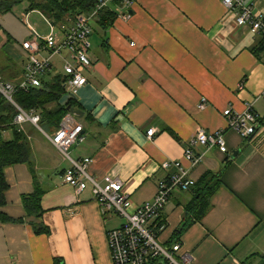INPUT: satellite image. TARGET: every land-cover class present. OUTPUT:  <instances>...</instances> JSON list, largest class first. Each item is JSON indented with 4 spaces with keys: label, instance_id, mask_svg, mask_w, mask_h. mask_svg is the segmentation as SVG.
Returning <instances> with one entry per match:
<instances>
[{
    "label": "crops",
    "instance_id": "0c3cea01",
    "mask_svg": "<svg viewBox=\"0 0 264 264\" xmlns=\"http://www.w3.org/2000/svg\"><path fill=\"white\" fill-rule=\"evenodd\" d=\"M255 8L264 12V0H255ZM116 10L109 28L93 23L87 53L91 65L83 71L86 84L73 91L75 106L68 110L83 126L85 141L69 149L70 157L90 158L89 173L98 179H121L134 206L152 200L157 181L166 177L161 168L165 161H180L195 184L226 165L209 208L179 237L182 252L190 255L189 264H264L260 41L235 25L221 0H136L128 20L119 14L120 6ZM22 18L21 24L12 13L0 15V50L21 59V76L27 59L21 43L30 39L29 28L34 31L27 16ZM61 55L70 58L67 51ZM37 56L48 53L42 50ZM61 70H49L45 78L64 75ZM70 99L65 94L59 103ZM201 99L203 109L198 108ZM248 105L262 129L245 142L228 128L222 112L228 107L243 112ZM149 129L156 130L152 139L146 137ZM199 130H222L229 155L198 146L194 155L203 157L192 166L183 154ZM23 133L44 191L42 215L27 216L22 204L34 189L31 169L23 164L5 167L0 264H112L107 232L120 221L101 214L89 189L77 193L64 183L62 175L70 164L41 133L29 125ZM235 151L239 153L231 159ZM193 197L192 189L176 192L163 207L162 243L176 241L175 232ZM31 223L47 227L49 233L35 234Z\"/></svg>",
    "mask_w": 264,
    "mask_h": 264
},
{
    "label": "built area",
    "instance_id": "2783aa9c",
    "mask_svg": "<svg viewBox=\"0 0 264 264\" xmlns=\"http://www.w3.org/2000/svg\"><path fill=\"white\" fill-rule=\"evenodd\" d=\"M118 1L122 9L120 15L129 19L127 10L132 7L134 0ZM221 3L238 28H246L264 44V12L256 11L255 0H221ZM106 4L107 1H101L91 13L76 16L62 33H56L51 26L50 33L40 37L30 29V39L21 43V49L27 55L22 77L15 83L0 77V95L15 109L13 125L19 132L24 130L25 125L36 126L63 159L70 163L63 175L64 183L73 187L77 193L89 189L101 214L113 215L120 221L118 226L107 232V246L112 264H189L190 255L182 252L179 240L167 245L159 239L165 229L163 207L176 192L189 191L195 185L188 169L180 161L169 160L162 163L161 168L167 174L164 179L157 181L154 197L140 206H134L121 179L108 175L98 179L89 173L92 163L90 158L73 160L70 157L69 149L85 141L83 126L75 115L67 113L58 127L48 134L37 128L40 117L36 111H26L15 102L17 92H27L42 86V77L50 70L52 57L61 55L64 51L70 56L69 60L62 58L65 92H73L86 84L83 71L90 66L87 53L92 21ZM42 50L48 53L47 57L37 56ZM201 100L199 109L205 107L204 99ZM222 115L228 128L235 131L245 142L250 141L262 129L258 116L250 105L243 112L228 107ZM155 133V129H149L146 137L152 139ZM198 146L206 149L217 148L222 154L229 155L222 130H199L190 138L183 157L192 166L197 165L203 157L194 155Z\"/></svg>",
    "mask_w": 264,
    "mask_h": 264
},
{
    "label": "trees",
    "instance_id": "16d2710c",
    "mask_svg": "<svg viewBox=\"0 0 264 264\" xmlns=\"http://www.w3.org/2000/svg\"><path fill=\"white\" fill-rule=\"evenodd\" d=\"M100 0H0V15L12 13L13 9L20 4L26 3L28 11H38L45 17L53 27L64 31L78 15L89 14ZM136 1V0H134ZM118 2L99 10L96 24L107 29L113 25L117 18L116 7ZM115 8V9H114ZM259 50H264V44L260 41ZM49 72V71H48ZM47 72V73H48ZM46 73V74H47ZM2 76V75H1ZM21 75L11 79L9 82H18ZM5 80V79H4ZM5 80V81H6ZM64 75L49 76L42 79L39 89L30 91H19L15 95V102L24 110H34L39 115V126L48 134H51L59 125L61 119L68 112V108L75 106L73 97L65 104L60 105V99L65 95ZM15 109L7 103L0 95V204L4 203V193L8 188L3 169L8 166L26 165L31 169L34 181V189L31 194L22 198L23 208L29 217L40 218L42 215L41 197L44 191L38 185L33 171V153L26 133L19 132L13 119ZM260 123V122H259ZM261 125V124H260ZM5 132L10 134L5 137ZM215 173H207L192 188L194 197L187 206L176 232L175 239L179 240L181 234L209 208V198L220 185V176L224 168ZM35 234H48L49 229L41 224H32ZM58 263V261H56Z\"/></svg>",
    "mask_w": 264,
    "mask_h": 264
},
{
    "label": "rangeland",
    "instance_id": "374dc122",
    "mask_svg": "<svg viewBox=\"0 0 264 264\" xmlns=\"http://www.w3.org/2000/svg\"><path fill=\"white\" fill-rule=\"evenodd\" d=\"M28 6L26 3L17 5L13 12L12 16L16 17V20L19 21L21 24L24 23V19L22 16H27L26 22L30 27L34 29V31L40 36L44 37L50 33V27L48 20L43 17L41 14H39L36 11L33 12H27ZM22 14V15H21ZM23 30H26L23 25H21ZM93 27V25H92ZM93 32V31H92ZM57 33V31H56ZM4 37L3 32L0 31V38ZM62 58L67 59L68 57H63L62 55H57L52 57L51 59V65H52V71H59L62 72ZM19 62V65L16 63ZM21 59H15L11 55H7L4 51L0 50V75H2L3 79H11L13 76L14 78L18 77L20 75V69H21ZM11 81V80H9ZM37 131V130H36ZM33 133L32 131H30ZM74 147V146H72ZM70 153V152H69Z\"/></svg>",
    "mask_w": 264,
    "mask_h": 264
},
{
    "label": "bare ground",
    "instance_id": "6f19581e",
    "mask_svg": "<svg viewBox=\"0 0 264 264\" xmlns=\"http://www.w3.org/2000/svg\"><path fill=\"white\" fill-rule=\"evenodd\" d=\"M101 1H107V4L116 1V2H118V6H120V3H119L118 0H100L99 3H100ZM99 3H98V4H99ZM98 4H97V5H98ZM107 4H106L105 7H107ZM97 5H96V6H97ZM96 6H95V8H96ZM95 8H93V9H95ZM103 8H104V7H103ZM93 9L91 10V12L93 11ZM130 9H131V8H130ZM130 9L127 10L129 16H130ZM30 11H32V10H30ZM91 12H90V13H91ZM121 12H122V9H121ZM121 12H120V13H121ZM98 13H99V12H98ZM120 13H119V14H120ZM97 16H98V14H97ZM97 16H96L95 19L92 21V25H93V23L96 21ZM124 19H125V18H124ZM127 20H128V19H127ZM92 25H91V26H92ZM51 26L53 27V25L49 22V27H50V29H51ZM30 29H31V28H29V31H30ZM92 31H93V27H92ZM88 58H89V57H88ZM89 61H90V59H89ZM50 64H51V63H50ZM90 65H91V62H90ZM51 66H52V65H51ZM89 67H90V66H89ZM89 67H88V68H89ZM50 70H51V67H50ZM45 75H46V74H45ZM45 75L42 77V79L45 77ZM0 77H1V76H0ZM21 77H22V76H21ZM1 78H2V77H1ZM2 79H3V78H2ZM3 80H4V79H3ZM14 83H15V82H14ZM33 89H35V88H33ZM72 93H73V92H70V93H67V92H66L65 94L72 98V97H73ZM3 99H4V98H3ZM4 100H5V99H4ZM5 101H6V100H5ZM7 103H8V102H7ZM68 110H69V109H68ZM67 113L72 114L70 111H68ZM67 113H66V114H67ZM66 114H65V115H66ZM25 126H27V125H25ZM29 126H30V125H29ZM31 127H33V126H31ZM35 127H36V126H35ZM35 127H33V128L36 129ZM16 128H17V127H16ZM37 128H40V126H39V122H38V124H37ZM36 130H37V129H36ZM37 131H38V130H37ZM21 132H24V130L21 131ZM38 132H39V131H38ZM39 133H40V132H39ZM43 137H44V136H43ZM44 138H45V137H44ZM54 149H55V148H54ZM55 150H56V149H55ZM56 151H57V150H56ZM61 157H62V156H61ZM62 158H63V157H62ZM66 161H67V160H66ZM69 164H70V163H69ZM64 173H65V172H64ZM64 173H63V175H64ZM63 175H62V179H63ZM96 178H97V177H96ZM75 191H76V190H75Z\"/></svg>",
    "mask_w": 264,
    "mask_h": 264
},
{
    "label": "water",
    "instance_id": "95a60500",
    "mask_svg": "<svg viewBox=\"0 0 264 264\" xmlns=\"http://www.w3.org/2000/svg\"><path fill=\"white\" fill-rule=\"evenodd\" d=\"M68 109H69V108H68ZM238 153H239V151H235V152H233L232 155H231V159L235 158L236 155H237Z\"/></svg>",
    "mask_w": 264,
    "mask_h": 264
}]
</instances>
